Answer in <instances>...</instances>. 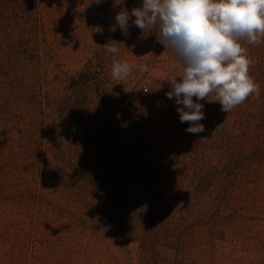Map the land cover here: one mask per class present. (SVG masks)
<instances>
[{"label":"rangeland","instance_id":"1","mask_svg":"<svg viewBox=\"0 0 264 264\" xmlns=\"http://www.w3.org/2000/svg\"><path fill=\"white\" fill-rule=\"evenodd\" d=\"M141 6L0 0V264H264V42L241 41L259 96L209 95L188 133L159 25L115 20Z\"/></svg>","mask_w":264,"mask_h":264},{"label":"clouds","instance_id":"2","mask_svg":"<svg viewBox=\"0 0 264 264\" xmlns=\"http://www.w3.org/2000/svg\"><path fill=\"white\" fill-rule=\"evenodd\" d=\"M131 16L143 32L159 25L158 41L183 65L181 74L170 72L165 81L171 85L166 96L183 105L176 110L180 122L189 124L186 132L205 130L200 123L205 118L204 105L199 101L208 100L209 95L215 96L224 112L250 96H259L260 86L249 75L254 61L245 54L241 41L264 42L260 39L264 37V0H142L141 7H134L131 13L121 10L115 17L125 35ZM103 47L113 54L112 79L124 83L132 75V67L118 58L116 46L108 43ZM142 71H149L148 66H142Z\"/></svg>","mask_w":264,"mask_h":264}]
</instances>
